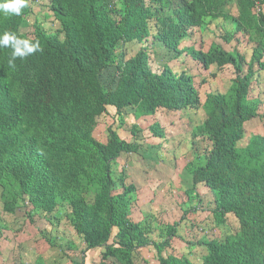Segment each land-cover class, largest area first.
<instances>
[{
	"label": "trees",
	"instance_id": "16d2710c",
	"mask_svg": "<svg viewBox=\"0 0 264 264\" xmlns=\"http://www.w3.org/2000/svg\"><path fill=\"white\" fill-rule=\"evenodd\" d=\"M38 1L29 0L20 16L0 13V34L38 40L42 49L10 67L11 49L0 48L2 211L11 214L27 203L53 224L52 214L65 205L66 217L84 243L81 253L102 249L98 264H134L136 252L148 245L159 264H194L165 250L194 210L192 194L195 198L200 184L213 196L210 226L224 224L228 215L236 225L222 239L200 242L206 254L198 264H264V135L241 142L244 123L264 119V101L253 93L259 81L264 83V0H234L236 15L224 10L230 0H47L45 7L59 23L53 33L37 18L27 25ZM220 18L230 25L222 37L230 49L215 40L199 50L181 44ZM24 24L28 32L22 30ZM131 42L141 46L125 59L121 48ZM151 44L174 57L188 51L203 69L229 66L232 87L225 93L210 91L201 101L188 71L175 73L167 65L157 73L151 70ZM118 62L115 86H108L102 74ZM108 107L116 120L102 142L93 130ZM128 108L135 120L153 116L158 108L204 113L196 132L188 135L190 147L199 138L204 148L192 151L184 165L191 187L180 205L182 215L155 226L157 239L148 221L131 218L135 184L124 183L126 176L120 173L121 187L113 176L120 154L136 153L139 146L136 123L128 129L133 141L117 130L125 126Z\"/></svg>",
	"mask_w": 264,
	"mask_h": 264
},
{
	"label": "rangeland",
	"instance_id": "374dc122",
	"mask_svg": "<svg viewBox=\"0 0 264 264\" xmlns=\"http://www.w3.org/2000/svg\"><path fill=\"white\" fill-rule=\"evenodd\" d=\"M45 5L47 0H39L32 6L33 12L26 18L27 25L37 18L46 32L53 33L59 28V23ZM224 10L236 15L234 0H230ZM27 25L22 26L25 32H28ZM209 27L203 34L200 31L194 35L190 34L181 44L189 50L191 47L199 50L205 49L211 40H215L224 48L230 49L222 38L225 32L231 30L227 21L220 18ZM140 46V43L135 42L122 46L125 59L131 57ZM151 47L149 50L151 70L157 73L162 66L167 65L175 73L188 71L193 76L201 101L206 93L214 90L225 93L233 85V74L229 66L220 70L214 67L203 69L188 51L174 57L173 52L159 44H151ZM120 67L121 64L118 62L103 72L101 78L108 86H115ZM254 88L253 93H257L261 101H264V83L259 81L258 88L256 89V86ZM203 118L202 110L173 111L158 108L153 116H142L135 120L131 109H127L125 126L117 130L120 137L133 141L128 129L132 123H136L141 130L135 140L139 146L136 153L120 154L113 164V176L118 181L120 173H124L126 176L124 183L132 181L135 184L137 190L131 212L134 221H148L156 230L155 226L179 220L182 215L180 205L187 201L186 191L188 192V188L191 187V176L184 170V165L193 157L192 151L200 153L204 148L203 141L197 138L191 146L194 147L192 150L188 135L191 130L196 132V125L200 124ZM115 120L114 109L108 107L107 113L98 118L93 136L105 142L107 127ZM154 123L159 125L155 126ZM160 134L163 137L160 138ZM254 134L264 135V119L252 118L244 123L242 144ZM118 182L122 187L121 182ZM193 193L196 194L195 198L192 194L194 210H191L185 220L177 226V233L170 238V245L165 253L185 257L198 264L206 254V248L200 242L204 239H222L236 223L228 215L224 224L210 226L209 208L213 203L212 194L200 184ZM27 212L32 216L29 217ZM67 212L65 205L57 208L52 214L53 224H50L45 216L34 212L27 203L17 207L13 213L6 214L2 211L0 201V264H79L82 258L83 264H98L101 261L102 249L96 248L81 253L84 243L68 221ZM157 233L156 230L153 239H157ZM44 235L46 238L50 236L54 246L43 237ZM135 255L134 264H159L152 245L142 247Z\"/></svg>",
	"mask_w": 264,
	"mask_h": 264
},
{
	"label": "clouds",
	"instance_id": "9594fccd",
	"mask_svg": "<svg viewBox=\"0 0 264 264\" xmlns=\"http://www.w3.org/2000/svg\"><path fill=\"white\" fill-rule=\"evenodd\" d=\"M29 0H0V13L5 16H20L22 10L28 7ZM0 48H10L11 54L8 60L10 67L15 66L17 58H26L27 56L42 51L40 42L30 39L20 38L15 33L4 31L0 34Z\"/></svg>",
	"mask_w": 264,
	"mask_h": 264
}]
</instances>
